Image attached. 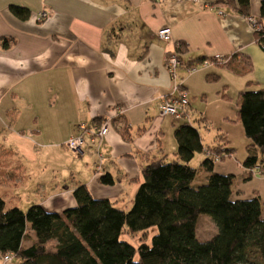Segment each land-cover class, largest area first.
Wrapping results in <instances>:
<instances>
[{
	"label": "crops",
	"instance_id": "1",
	"mask_svg": "<svg viewBox=\"0 0 264 264\" xmlns=\"http://www.w3.org/2000/svg\"><path fill=\"white\" fill-rule=\"evenodd\" d=\"M218 1L0 0V196L6 207L14 196L26 207L40 204L60 213L76 205L71 191L84 183L94 198L129 209L142 167L163 155L164 159L169 153L176 155L169 132L185 121L195 126L187 116L179 121L158 116L161 100L173 93L176 84L192 97L191 114L200 112L201 122L218 120L223 125L219 134L234 153L233 136L229 127H223L235 122L237 111L234 117L228 114L221 93L230 99L238 98L242 90L264 88V50L246 17ZM260 1L250 0L251 15L259 14ZM11 5L26 7L29 16L16 17ZM40 10L47 11V16L38 21L35 15ZM162 26L171 30L168 41L157 36ZM177 41L187 50L172 77L165 55ZM218 53L234 55L228 66L204 67L197 61ZM188 61L193 62L188 65ZM188 66L195 69L188 71ZM209 75H216L215 80ZM212 93L217 95V104L208 112L201 104ZM195 98H199L197 103ZM96 118L113 119L112 127L96 142L85 143L79 157L72 155L75 159L66 171L70 183L56 175L47 180L25 165L35 144L53 142L59 148L76 133L77 124ZM125 125L130 127V140L120 133ZM195 127L204 147H211ZM98 166L101 172L95 175ZM224 169L216 171L228 173ZM238 171L250 180L256 173L264 174L241 165ZM106 174L113 179L111 184L99 181ZM28 183L32 185L29 191ZM257 185L252 195L264 201V186ZM24 192L32 195L25 197ZM242 192L238 188L235 197L241 198ZM27 233L25 246L34 241L29 227ZM45 245L54 250L56 240ZM11 262L18 261L12 258ZM0 264H4L1 254Z\"/></svg>",
	"mask_w": 264,
	"mask_h": 264
},
{
	"label": "trees",
	"instance_id": "2",
	"mask_svg": "<svg viewBox=\"0 0 264 264\" xmlns=\"http://www.w3.org/2000/svg\"><path fill=\"white\" fill-rule=\"evenodd\" d=\"M218 4L244 16L250 14V0H221ZM10 10L21 19L29 16L24 6L11 5ZM258 17L264 21V0L260 1ZM254 35L264 50V33ZM176 44L182 60L186 45L180 41ZM233 56L216 64L228 66ZM245 63L249 69L250 61ZM214 76L209 78L215 80ZM221 97L228 99L225 93ZM233 120L241 123L244 135L251 141L246 146L243 167L250 171L259 167L264 173V161L259 158L264 154V88L238 93ZM129 132L128 125L120 128L126 140L131 139ZM173 135L181 162H166L163 155L144 165L127 210L116 207L109 199L94 198L84 183L71 191L76 205L60 213L47 211L40 204H31L26 210L7 208L0 196V254H11L16 264H264V201L259 195L233 197L235 175L214 170V161L233 154V148L225 146L226 138L218 134L216 144L205 148L198 129L187 121L178 125ZM202 151L205 158L200 166L206 170L207 179L195 185L196 168L189 162ZM98 179L103 184L113 182L108 174ZM200 214L209 215L217 228L205 241L198 240L196 234ZM151 226L157 227V233L150 245L141 239L134 246L121 238L123 230L141 231L144 237ZM28 227L34 241L25 246ZM52 239L56 240L55 248L48 250L45 244Z\"/></svg>",
	"mask_w": 264,
	"mask_h": 264
},
{
	"label": "rangeland",
	"instance_id": "3",
	"mask_svg": "<svg viewBox=\"0 0 264 264\" xmlns=\"http://www.w3.org/2000/svg\"><path fill=\"white\" fill-rule=\"evenodd\" d=\"M187 99L189 102L187 106L188 120L195 126L199 127L203 136V142L213 146L214 144H216L215 141L216 136L221 132L219 126L222 127L223 125L217 123L219 122L218 120L216 121L214 120L213 124L212 122H207V121L201 122L200 114H199L200 112L197 113L192 112L191 114L190 102L192 101V97L190 96L188 91H187ZM195 99L197 103L199 101V98H195ZM224 101H225V106L228 107L227 110L228 114H230L231 117H234L235 112L237 111L236 109H238V98H236L235 95H233L230 99L227 100L224 99ZM216 104H217V95L212 93L210 96H208L207 101H205L204 104H201V106L205 107L209 112L212 109H215ZM158 116L160 117L169 116L172 119L173 118L178 119L177 121H179L182 118L181 116H176V115H161L160 110L158 111ZM229 125L231 126H225L223 128L224 130H226V128L229 127L227 130L228 131L230 130L233 136V140L235 143L234 144L235 152L231 156L225 157L223 160L214 161V170L215 171L219 169L223 170L224 168H226L224 169L226 170L225 172L232 173L235 175L234 184H233V188H234L233 197L236 195V190L238 188H241V190L243 191L241 193V198H251L253 197L251 191L256 187L259 188L257 184L264 186V179L261 178L264 177V174L258 175L256 173L252 176V179L250 180V178H244L242 176L244 174L242 171H238L240 170V165L241 167L243 166L242 162L246 157L245 148L247 144L251 143V141L244 135L243 127L241 126V123L239 121L231 122V124ZM109 126L111 128L112 124L110 123ZM159 135L162 136V134ZM169 137L171 138V143H176L173 133L169 132ZM52 143L35 144V146H33V149L30 151L31 153L28 156L26 155L27 157L25 160V165H29L31 167V171L33 174L35 175L38 174L39 176H42L47 180H50L54 175H56L57 178L66 179L67 180L66 182L70 183L71 178L68 177L69 174L66 173L67 167L70 166V163H72L73 160L75 159L72 158V155H74V157H79L78 155L80 153L68 149L67 146L65 145V142H63L62 144H58L59 148L56 145H53ZM204 158L205 156L203 152H197L190 161V164L196 168V177L193 180V184H195L198 181L204 182L203 180L207 172L206 170H204V168L200 166V162ZM259 158H263L264 161V154L263 155L259 154ZM173 160L181 162L177 154L174 155L173 153H169L165 161L168 162ZM78 161L79 159L77 160V162ZM100 172H101L100 169L97 168L95 170V175L99 174ZM28 187L29 188L27 191H29V189L32 188L31 183H28ZM26 195H32V192H27V194H25L24 192L25 197ZM9 200L10 203L8 202L9 204L7 205V208H10V206L13 207L15 206L22 210H26L28 208L26 207L28 205H23L22 201L18 202L14 198V196L11 197ZM196 225H197V238L200 241H205L210 239L217 231L215 223L213 222L211 217L207 214H200L197 218ZM156 233H157V227L151 226L148 229H146L144 237H143V232L141 231L136 233H130L127 232L126 230H123L121 234V238L129 241L134 246H137L140 243L141 239H143L145 243L150 245L151 238ZM134 258L135 259L138 258V252L135 253Z\"/></svg>",
	"mask_w": 264,
	"mask_h": 264
},
{
	"label": "built area",
	"instance_id": "4",
	"mask_svg": "<svg viewBox=\"0 0 264 264\" xmlns=\"http://www.w3.org/2000/svg\"><path fill=\"white\" fill-rule=\"evenodd\" d=\"M198 1V0H190ZM219 14H222L219 11ZM47 16V11L40 10L36 13L35 19L38 21L43 20ZM246 20L248 21L251 29L254 33H264V21L261 20L258 15H246ZM157 36L164 40L168 41L171 37V30L168 26H162L157 30ZM177 44L175 43V48L172 51H169L165 55V66L169 74L172 77H175L177 69L183 64L182 60L178 57L176 51ZM231 55L224 54H214L209 58H204L199 62L201 66H208L212 63H222L227 61ZM195 69V66H189L188 71ZM187 89L181 84H176L174 86V91L167 97L163 98L159 104V110L161 115H176V116H187ZM111 120L109 118H103L99 121H92L90 123H80L77 125V134L70 136L66 141L65 145L68 149L81 152V148L85 143H94L102 136L106 135L110 128ZM99 168V166L97 167ZM253 171H259V167H255ZM4 264H10L13 256L11 254H1Z\"/></svg>",
	"mask_w": 264,
	"mask_h": 264
}]
</instances>
